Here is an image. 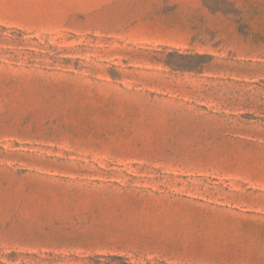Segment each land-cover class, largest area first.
<instances>
[{"label":"rangeland","instance_id":"374dc122","mask_svg":"<svg viewBox=\"0 0 264 264\" xmlns=\"http://www.w3.org/2000/svg\"><path fill=\"white\" fill-rule=\"evenodd\" d=\"M223 206L264 216V0H0V264H264Z\"/></svg>","mask_w":264,"mask_h":264},{"label":"crops","instance_id":"0c3cea01","mask_svg":"<svg viewBox=\"0 0 264 264\" xmlns=\"http://www.w3.org/2000/svg\"><path fill=\"white\" fill-rule=\"evenodd\" d=\"M197 200H195V202H193V200L191 199H187V198H176V199H172V201H180L181 203H185V204H197V206L201 205L203 207L207 206H212V207H217V205H226L230 207V204L225 203V202H219L216 199H207V198H196ZM232 207H236L235 205H233ZM238 209V207H237ZM220 215L222 216L223 219H232L235 222H251V221H255L257 219H264V216L262 214H257V213H247L245 211H232L229 209H226L224 206L222 207V210L220 211ZM241 226V225H240ZM242 227V226H241ZM209 236V235H208ZM205 238H209V237H204ZM222 244H225V242H223ZM205 245V244H202ZM237 256L236 258L233 260V262H235L236 264H251L252 262H254V260H250L249 258H245L241 253V250L237 251ZM240 253V254H239Z\"/></svg>","mask_w":264,"mask_h":264},{"label":"trees","instance_id":"16d2710c","mask_svg":"<svg viewBox=\"0 0 264 264\" xmlns=\"http://www.w3.org/2000/svg\"><path fill=\"white\" fill-rule=\"evenodd\" d=\"M89 264H129V262L120 257H95L90 259Z\"/></svg>","mask_w":264,"mask_h":264}]
</instances>
